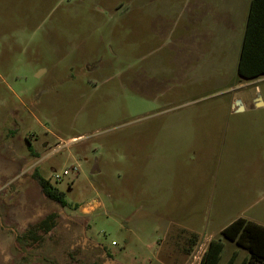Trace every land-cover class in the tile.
<instances>
[{"label": "rangeland", "instance_id": "obj_1", "mask_svg": "<svg viewBox=\"0 0 264 264\" xmlns=\"http://www.w3.org/2000/svg\"><path fill=\"white\" fill-rule=\"evenodd\" d=\"M212 1L0 0V264H199L229 218L215 211L218 169L237 158L214 125L245 124L242 157L264 169V108L230 111L264 101V79L206 55ZM247 214L264 222V196ZM222 241L218 264L247 255Z\"/></svg>", "mask_w": 264, "mask_h": 264}, {"label": "crops", "instance_id": "obj_2", "mask_svg": "<svg viewBox=\"0 0 264 264\" xmlns=\"http://www.w3.org/2000/svg\"><path fill=\"white\" fill-rule=\"evenodd\" d=\"M252 3H254L253 22L256 41L258 42L260 50L264 52V0H236L235 2L232 0L229 8L226 7V1L224 2L225 5L215 2V0L210 2L212 8L216 10V13L219 14L220 17L213 20L212 39L210 40V46L206 50V55L211 60L215 61V55L219 53L217 58L221 59L223 63H221L222 69L230 66V64L231 66L233 65V69L236 70V76L238 78L241 77L237 73V65ZM198 7L199 13L201 14L200 5H198ZM232 11L235 13V17L232 15ZM243 79H264V75ZM232 107L234 108V112L258 110L264 108V101L258 94L253 98L252 102L248 104L235 99L234 102L231 103L230 111ZM214 126H219L221 128V149L224 154L237 156L234 160L228 158L224 159V166L221 165L218 169V176H220L221 179L218 185L217 200L215 203L216 215L221 216L222 214H228L229 218L227 224L238 217H243L247 220L264 225V222L260 221L255 216L247 214L248 209L250 207L253 208L254 204H256L257 195L264 196L263 190L258 188V185L264 183V176H261V174H263L262 170L264 171V169L258 164L257 159L242 157L243 154L250 153L254 150H250L251 147L246 141L248 139V136L245 135L246 129H240L243 128L245 124L231 123L230 120H226L225 124H215ZM222 161L223 158L221 159V162ZM145 188L147 193H149L148 185H146ZM150 195L154 196L152 193H150ZM227 224H224L222 228ZM222 228H220V231ZM194 234V232H191L185 237L189 238V235L191 236ZM211 238L213 237L208 236V242Z\"/></svg>", "mask_w": 264, "mask_h": 264}, {"label": "trees", "instance_id": "obj_3", "mask_svg": "<svg viewBox=\"0 0 264 264\" xmlns=\"http://www.w3.org/2000/svg\"><path fill=\"white\" fill-rule=\"evenodd\" d=\"M254 3L251 4L243 42L240 50L237 73L241 78H255L264 75V52L258 47L255 36ZM41 192L48 199L65 206L64 192L59 190L37 170L34 172ZM58 214L50 212L36 224L30 226L24 236L31 242H39L56 225ZM222 239L233 242L244 249L247 255L239 264H264V225L238 217L220 231L219 238H211L203 251L199 264H218L224 243ZM195 242V241H194ZM237 251L233 250L224 264H234Z\"/></svg>", "mask_w": 264, "mask_h": 264}, {"label": "built area", "instance_id": "obj_4", "mask_svg": "<svg viewBox=\"0 0 264 264\" xmlns=\"http://www.w3.org/2000/svg\"><path fill=\"white\" fill-rule=\"evenodd\" d=\"M66 174H67L66 170H64L61 173H54V180L60 181Z\"/></svg>", "mask_w": 264, "mask_h": 264}, {"label": "water", "instance_id": "obj_5", "mask_svg": "<svg viewBox=\"0 0 264 264\" xmlns=\"http://www.w3.org/2000/svg\"><path fill=\"white\" fill-rule=\"evenodd\" d=\"M238 107H240V106H238Z\"/></svg>", "mask_w": 264, "mask_h": 264}]
</instances>
